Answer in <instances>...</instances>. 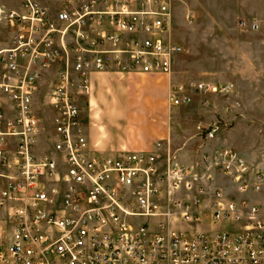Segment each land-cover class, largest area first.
<instances>
[{
  "label": "built area",
  "instance_id": "obj_1",
  "mask_svg": "<svg viewBox=\"0 0 264 264\" xmlns=\"http://www.w3.org/2000/svg\"><path fill=\"white\" fill-rule=\"evenodd\" d=\"M52 1L0 5L8 28L0 39V205L11 220L0 264H264V172L236 150H217L210 165L236 185L239 201L212 175L162 167L154 154L88 150L81 115L92 74H172L182 53L171 41L174 0ZM54 65L55 85L43 94L42 72ZM169 99L191 101L178 86ZM45 107L54 116L46 138L53 146L38 154ZM183 223L228 227L190 232L177 227Z\"/></svg>",
  "mask_w": 264,
  "mask_h": 264
},
{
  "label": "crops",
  "instance_id": "obj_2",
  "mask_svg": "<svg viewBox=\"0 0 264 264\" xmlns=\"http://www.w3.org/2000/svg\"><path fill=\"white\" fill-rule=\"evenodd\" d=\"M39 1L46 6H51L43 0ZM233 1L235 6L229 21L237 26L240 25V21H245L246 29L242 30L247 34L236 35L233 31L229 32L227 28H222V32L215 29V32L210 34L223 38L222 50L215 52L216 49L211 48L213 53L209 56L218 58L213 62L218 68L211 71L227 70L240 73L242 74L240 78L248 79L247 83L245 82L248 88H264V80L257 78V74H264V0ZM18 2L19 0H0V5L13 8L18 5ZM176 9L175 6L172 10L171 41L181 46L182 53L174 60L173 74H127L124 75L127 76L124 80H114L110 83L116 114L114 120L118 119L116 116L119 113L124 123L123 134L108 140L102 138L95 128L96 114L93 106L99 100L98 93L102 86L98 82L94 83V92L85 99L81 115L88 150L96 156L118 155L123 151L154 154L159 158V164L162 167L173 162L176 165L191 168L199 174L212 175L215 178L216 187L222 189L228 200L239 201L243 195L237 191L236 185L227 176L211 167L212 157L222 148L234 149L254 171L264 172V142L259 139L261 134L250 131L249 125L234 112L240 105L236 99V84L225 80L217 82L218 78L214 76L205 77L207 80H203L200 72L192 69L195 65L193 63L198 60L195 55L196 45L191 41L190 48L184 52L181 43L185 40L181 42L174 36ZM252 22L258 23L257 29H252ZM219 23L225 22L223 20ZM213 24H218L217 20ZM7 34V26L0 24V39ZM232 38H236L234 39L236 46H232ZM224 39L228 41V45L224 43ZM186 45L188 46L187 42ZM196 68L199 69L198 65ZM97 77V75L94 76V78ZM200 83L214 86L226 85L229 90L225 94L206 92L197 88V84ZM173 86L182 87L191 101L179 106L170 103L169 95ZM88 106L93 109L86 114L85 110ZM215 124L219 126L215 137L206 139L204 132ZM1 212L8 217L6 221L0 219V226L3 228L0 246H5L11 230L9 206L0 205ZM201 226L203 224L194 227L192 224L183 223L181 228L190 232L213 233L228 227L224 223H205L209 229L201 228Z\"/></svg>",
  "mask_w": 264,
  "mask_h": 264
},
{
  "label": "rangeland",
  "instance_id": "obj_3",
  "mask_svg": "<svg viewBox=\"0 0 264 264\" xmlns=\"http://www.w3.org/2000/svg\"><path fill=\"white\" fill-rule=\"evenodd\" d=\"M46 3H49L50 5H53V1L50 0H43ZM177 7V13H176V22L174 23V29L173 34L174 36L182 41V47L183 51H187L188 48H190V42L193 41L196 45V52L195 55L197 56L199 62L196 61L193 64H195L192 69L197 70L200 72V75L202 76L203 80L205 77L209 78V76L217 77L218 81H230L236 84L237 88V101H239V109L235 110V114L241 119L244 120V122L249 125L250 131H253L255 134H261L259 139L264 142V88H248L247 84L245 85V82L248 81V79H244L243 77L240 78L242 74L240 73H233L229 71H218L213 72L211 70L216 69V65L213 63L214 61H217L218 58L214 57L212 58L209 56V54H212L211 48L214 47L217 51L222 50V43L223 38L212 36L210 34L214 33L215 29L219 32H222L223 29H228V31H233L237 35H246L245 31L241 29V26L234 25L230 23L231 18V11L233 7L235 6V1L233 0H174L173 6ZM215 18V19H214ZM222 18V19H220ZM217 20L218 24H213ZM225 23L220 24V21H223ZM219 21V22H218ZM243 21V20H242ZM240 21V24L241 22ZM229 22V23H227ZM230 29V30H229ZM221 30V31H220ZM242 30V31H241ZM232 32V33H233ZM234 36V35H232ZM236 38H232L231 44L232 46H236V41L234 40ZM186 42L188 43V46L186 45ZM224 43L228 45V41L224 39ZM210 44V46H209ZM210 48V49H209ZM193 59V58H192ZM194 60V59H193ZM192 64V63H191ZM198 65L199 69L196 68ZM203 66V67H202ZM207 69L209 71H207ZM57 71V66L54 65L50 68L49 71H43L41 76V90L43 91V94H46L47 92L51 91L52 84L55 85V74ZM173 72H174V66H173ZM172 72V74H173ZM98 76L97 78H94V76ZM127 74H118V73H94L92 74L91 79V94L94 92V83H99L102 86V89H100L98 93L99 100L97 104H94L93 108L95 111V119H96V125L95 128L98 130V133L104 138L105 140H108L112 137H120L123 130V119L121 118L120 114L116 117L118 119L115 121V113H114V105L112 103V89L110 88V83L114 82V80H124L127 76H124ZM254 77V76H253ZM258 80H264V74L259 73L257 74ZM256 78V79H257ZM247 83V82H246ZM42 94V95H43ZM42 98V96H41ZM41 105H39V108ZM90 106H88L85 110V113L88 114L91 112ZM39 128H40V137H39V146L38 150L40 151V154H47L52 151L53 141L50 142L46 138L48 136H52L53 138V127H54V119L53 114L50 112L47 107L43 109V111L39 114ZM115 126V130H114ZM50 139V137H49ZM38 151V152H39ZM0 219L1 221L8 220V217L5 213H0ZM140 221L144 222V219H141ZM4 224H7L4 222ZM194 227L197 224H192ZM182 224H179L177 227L181 228ZM201 228L207 229L208 227L203 224ZM209 229V228H208ZM6 240V239H4ZM3 241V240H2ZM5 242V241H4Z\"/></svg>",
  "mask_w": 264,
  "mask_h": 264
}]
</instances>
